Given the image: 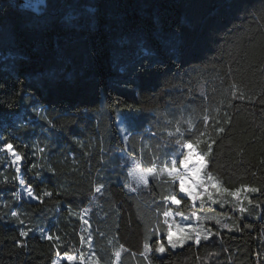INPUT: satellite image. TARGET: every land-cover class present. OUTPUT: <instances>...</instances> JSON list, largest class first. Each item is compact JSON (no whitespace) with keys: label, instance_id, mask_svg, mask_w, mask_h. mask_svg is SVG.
<instances>
[{"label":"trees","instance_id":"16d2710c","mask_svg":"<svg viewBox=\"0 0 264 264\" xmlns=\"http://www.w3.org/2000/svg\"><path fill=\"white\" fill-rule=\"evenodd\" d=\"M233 84L243 98H232ZM127 115L136 126L121 122ZM204 115L201 140H215L207 171L229 190L259 191L245 190L250 216L183 200L176 210L187 216L233 215V230L207 220L209 240L171 249L168 186L150 179L131 192V161H122L162 167L179 136H168L175 123L166 119L180 121L187 138L185 121L202 131ZM3 142L24 157L19 172ZM29 185L39 199L27 197ZM81 235L91 236L101 264H116L121 245L120 264H264V0H45L37 9L0 0V264L90 259ZM146 238L149 259L140 255ZM157 240L165 254L155 252Z\"/></svg>","mask_w":264,"mask_h":264},{"label":"snow or ice","instance_id":"6c2138e0","mask_svg":"<svg viewBox=\"0 0 264 264\" xmlns=\"http://www.w3.org/2000/svg\"><path fill=\"white\" fill-rule=\"evenodd\" d=\"M231 87L232 89H234L231 92V96L233 99L243 98V94H240L239 96L237 95V91L235 90L237 86L235 84H233ZM221 103H223V101H221ZM229 106L231 105L229 104ZM33 111L36 112L38 117L47 119L42 108H34ZM216 111L218 112L219 109H216ZM181 119H183V117H181ZM209 119L210 117L208 115H204L202 117L203 130L201 131L195 129L193 118L189 117L185 121V123L188 124V129H186V131L189 132L187 138L184 137V133L181 131L180 121L174 122L172 120L166 119V123L169 125L175 123V132L168 131V136L172 137L176 134H179V136L174 141L175 145L178 146L177 150L172 154V158L166 162H163V166L159 168L157 167L155 162H153L150 167H144L142 166L141 159H137L131 155L126 156L122 162L127 163L129 160L131 161V168L128 172V175L132 177V181H134L136 184V187H132L131 185H129V190L131 192H137L138 188H148L150 179L157 182H163L168 187L167 194L162 196V200L164 201L165 205H172L176 206L177 208L185 199L190 201L193 207H195L197 201H200L201 205H203L207 201H210L212 204H222L224 203V201L222 199H217L216 197L223 196V194L227 193V195L235 198V200L237 201L238 211L243 214L246 209L242 206H239V204L241 203V193L245 190L248 192H258L259 189L241 186V188L230 191L229 189L222 187L220 183L212 176V174L207 171L208 165L206 163V156L211 154L212 145L215 143V140H211L210 142L202 141L201 137L205 136L207 133ZM47 122L51 124L50 120H47ZM121 122L134 127L136 126V117L134 115L123 116ZM126 130L127 129H125V131ZM165 131H167V128H165ZM217 131L219 133H223L225 129L224 127H218ZM123 139L125 142H127L129 140V136L125 135ZM202 142L206 144L207 149L204 154L199 153L194 147V144L198 145ZM2 150H5L11 154V156L14 158L12 160L13 164L19 165L20 162L24 159V157L15 150V146L11 142H3ZM40 151H43V149H40ZM143 151L144 149L141 148V155L143 154ZM178 157L182 158L178 159ZM154 159H158V157H154ZM16 171H20L19 166L16 167ZM102 188L103 185H97L95 187V192H101ZM26 191L29 196L39 199V197L35 196V192L30 185L26 188ZM43 194L46 196L52 195L51 192L47 191H45ZM244 199H248V197L244 196ZM249 203H251L250 200ZM84 211L86 213L88 209H84ZM11 215L13 217H18L19 214L15 211H12ZM162 215L164 217L163 223L167 225V245L170 246L171 249L183 247L185 244H188L189 241H191L195 245H200L202 233L203 239L205 241L210 239L211 233L204 232L202 228H194L190 224L176 223L174 216L183 217V212L176 211L174 213L172 208L168 207L163 211ZM192 216H195L196 220L215 219V217L208 215H205L203 217L196 215L195 212L192 213ZM169 218H173L172 222L169 221ZM81 219H83V217H81ZM215 222L217 224H221V221L219 219H216ZM21 223H23V221H21ZM84 224H88V221L84 220ZM223 227L227 228L228 225L224 224ZM155 231H159V226H157ZM189 233H194L195 235H189ZM20 235L27 236L28 233L21 232ZM100 235L104 234L100 233ZM46 239L59 240V237L54 238L53 236L49 235L46 237ZM80 241L81 243H88L91 258L86 260L84 254H80L79 257L65 254L64 258L67 261L72 262V264H77V261H79V264H101V258L97 256L94 250H92L91 236H89L88 240L85 241V237L81 235ZM18 246H23V244L18 242ZM143 248L144 251L140 253V255L144 256L145 259H149L153 248L148 243V238L145 239ZM124 250V246L121 245L120 248L115 251L116 264H120L121 252ZM167 250L168 249L166 248L164 240H157L155 252L159 254H165ZM54 264H61V262L58 259L54 262ZM149 264H151L150 259Z\"/></svg>","mask_w":264,"mask_h":264},{"label":"rangeland","instance_id":"374dc122","mask_svg":"<svg viewBox=\"0 0 264 264\" xmlns=\"http://www.w3.org/2000/svg\"><path fill=\"white\" fill-rule=\"evenodd\" d=\"M24 4L27 5V6H31L33 7L34 9H37V7L42 4L43 2L41 0H23ZM161 42L162 44L166 47V48H173L174 47V44H175V39H173L172 37H163L161 39ZM146 49V52H148L147 48L145 47ZM124 131V130H123ZM11 161L14 159L10 153H8ZM23 164V160L20 162L19 165H16V164H13L15 167L19 166L21 168ZM23 190L25 191L27 197H29L30 199L34 200L35 198L32 197V196H29L27 194V191H26V188L23 186ZM232 191V190H230ZM244 196H247L248 199H244ZM217 199H222L224 201V203L222 204H212L210 201H207L206 203H204L203 205H201L200 201H197L196 204H198L200 207H204V206H212L214 208H231L233 211L235 210H238V206H237V201L235 200V198L227 195V193L223 194V196H217L216 197ZM249 200H250V196L248 195V193L246 191H243L241 193V203L239 204V206H242L246 209V211L241 214L243 216L247 215V216H250V214L248 213L250 211L251 208L254 207L253 204L249 203ZM251 201V200H250ZM175 208H173V212L175 213L177 210H176V206H174ZM198 212L201 213V215L199 216H205L208 214V216H212V217H215V219H209V221L214 225L216 226L217 228L219 229H222L224 228L222 226V224H227L228 225V230H233V224H231L229 221H230V218H232L233 215H230L228 216V214H221L217 211H209V210H197ZM248 211V212H247ZM197 215V214H196ZM185 218H188V219H185ZM172 219L173 218H169V221L172 222ZM174 219H175V222L176 223H182V224H190L192 227L194 228H202L204 230V232H207V228H206V223H207V220H204V219H201V220H196L195 219V216H187V215H184L183 217L181 216H174ZM216 219H219L221 221V224H217L215 222ZM213 232H216L214 229H211ZM189 235H195L194 233H189ZM217 235V234H216ZM202 236H203V233H202ZM178 248V247H177Z\"/></svg>","mask_w":264,"mask_h":264},{"label":"built area","instance_id":"2783aa9c","mask_svg":"<svg viewBox=\"0 0 264 264\" xmlns=\"http://www.w3.org/2000/svg\"><path fill=\"white\" fill-rule=\"evenodd\" d=\"M41 1L44 3L45 0H41Z\"/></svg>","mask_w":264,"mask_h":264},{"label":"clouds","instance_id":"9594fccd","mask_svg":"<svg viewBox=\"0 0 264 264\" xmlns=\"http://www.w3.org/2000/svg\"><path fill=\"white\" fill-rule=\"evenodd\" d=\"M130 178H131V180H132V177L131 176H129Z\"/></svg>","mask_w":264,"mask_h":264}]
</instances>
